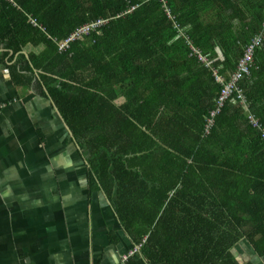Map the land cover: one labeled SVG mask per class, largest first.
Wrapping results in <instances>:
<instances>
[{"label": "trees", "instance_id": "16d2710c", "mask_svg": "<svg viewBox=\"0 0 264 264\" xmlns=\"http://www.w3.org/2000/svg\"><path fill=\"white\" fill-rule=\"evenodd\" d=\"M165 1L171 18L161 0H0V61L14 51L13 80L27 89L42 72L37 86L83 150L92 188L141 245L131 264H241L244 239L262 258L260 131L235 100L204 128L223 88L213 70L226 80L237 70L264 29V0ZM242 86L264 127V38Z\"/></svg>", "mask_w": 264, "mask_h": 264}, {"label": "crops", "instance_id": "0c3cea01", "mask_svg": "<svg viewBox=\"0 0 264 264\" xmlns=\"http://www.w3.org/2000/svg\"><path fill=\"white\" fill-rule=\"evenodd\" d=\"M13 55L0 61V264H131L138 244L106 191L92 188L83 150L37 86L41 75L30 89L14 82Z\"/></svg>", "mask_w": 264, "mask_h": 264}, {"label": "built area", "instance_id": "2783aa9c", "mask_svg": "<svg viewBox=\"0 0 264 264\" xmlns=\"http://www.w3.org/2000/svg\"><path fill=\"white\" fill-rule=\"evenodd\" d=\"M164 4L165 11L168 14V16L171 18V9L167 5V2L165 0H161ZM106 22L107 20H100L98 22H93L89 24L82 25L73 33L68 36L62 43V48L65 49L69 46V43L75 40L78 37L83 36L84 34H89L90 31L94 28H97L100 24L103 22ZM36 25H38V21L34 19L33 21ZM264 38V29H262L259 34H257L251 42L247 45L246 50L244 52V56L241 58L237 70L233 73L231 78L229 80H226V78L219 74L216 69L213 70V74L215 76V79L217 82H220L223 86L220 96L217 100V106L214 108L208 119L206 120L205 124V133L209 134L211 130L216 125L218 116L223 112L224 108L226 107L227 103L231 100L237 101L240 105L244 106L247 111L249 112L248 118L251 121V124L260 131L261 138L264 140V127L261 125L258 118H256V115H254L249 110V100L246 94L245 88L242 86V82L250 77L252 75L253 69L256 67V51L258 46L263 42ZM63 42V41H62ZM66 46V47H64ZM64 47V48H63ZM193 50L195 52H198L199 59L206 64V66H209V63L207 62V59L203 58L201 54H199V51H196L194 48ZM141 245L138 244L136 247L137 249H140ZM127 259V258H126Z\"/></svg>", "mask_w": 264, "mask_h": 264}, {"label": "rangeland", "instance_id": "374dc122", "mask_svg": "<svg viewBox=\"0 0 264 264\" xmlns=\"http://www.w3.org/2000/svg\"><path fill=\"white\" fill-rule=\"evenodd\" d=\"M27 15H28V17L29 18H33L32 16H34V14L33 13H27ZM37 18V17H36ZM37 20L39 21V24L38 25H40V23H41V21L37 18ZM33 24L34 25H36L34 22H33ZM65 41H61V42H59V47L60 48H62V43H64ZM64 47H66V46H64ZM63 47V48H64ZM59 115H57V116H55L54 117V121L55 120H57V121H59L60 122V120H59V117H58ZM61 128L63 129V131H65V129H64V127L63 126H61ZM65 135H67L66 133H65ZM68 137V136H67ZM140 251V249H137L136 250V248L134 247V249L131 251V256H132V254H133V256L135 257V254L136 253H138ZM233 252H234V254H235V256L237 257V259L239 260V262L241 263V264H249V263H254V264H264V257H259L258 256V254H256L255 252H254V249H253V247H252V245L250 244V242H248V241H245V242H241V243H239L234 249H233ZM125 258H129V254H128V256L127 257H125ZM136 258V257H135Z\"/></svg>", "mask_w": 264, "mask_h": 264}, {"label": "water", "instance_id": "95a60500", "mask_svg": "<svg viewBox=\"0 0 264 264\" xmlns=\"http://www.w3.org/2000/svg\"><path fill=\"white\" fill-rule=\"evenodd\" d=\"M2 49V48H1ZM37 72H38V74L39 75H41V71H39V70H36ZM56 107V106H55ZM57 108V107H56ZM67 129H68V131H69V133L71 134V136L75 139V137H74V135H73V133H72V131H71V129H70V127L67 125ZM245 241H248V242H250L248 239H244L243 240V242H245Z\"/></svg>", "mask_w": 264, "mask_h": 264}]
</instances>
